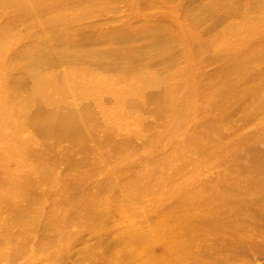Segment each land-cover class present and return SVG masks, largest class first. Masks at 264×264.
Listing matches in <instances>:
<instances>
[{
	"label": "rangeland",
	"instance_id": "374dc122",
	"mask_svg": "<svg viewBox=\"0 0 264 264\" xmlns=\"http://www.w3.org/2000/svg\"><path fill=\"white\" fill-rule=\"evenodd\" d=\"M0 264H264V0H0Z\"/></svg>",
	"mask_w": 264,
	"mask_h": 264
},
{
	"label": "bare ground",
	"instance_id": "6f19581e",
	"mask_svg": "<svg viewBox=\"0 0 264 264\" xmlns=\"http://www.w3.org/2000/svg\"><path fill=\"white\" fill-rule=\"evenodd\" d=\"M159 37H160L159 41L154 43V45H152L151 48L159 47V46L163 45L162 41H163V39H165V36L160 34ZM154 41H155V38H154ZM125 94H126L125 96L130 97L129 91H127ZM144 94L147 95L148 93H146V91H144ZM40 110H41V107L36 103L35 105H31L29 107L28 112H29V114L31 116L36 117L38 115V113L40 112ZM37 130L45 131V132H51V133H56L58 135V133L60 131V128L56 125L55 122L52 121V122H48L46 125L38 126Z\"/></svg>",
	"mask_w": 264,
	"mask_h": 264
}]
</instances>
